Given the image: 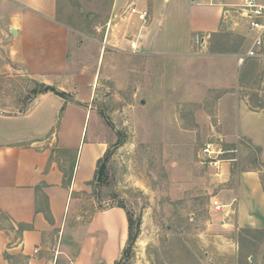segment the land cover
Returning a JSON list of instances; mask_svg holds the SVG:
<instances>
[{
    "label": "rangeland",
    "instance_id": "374dc122",
    "mask_svg": "<svg viewBox=\"0 0 264 264\" xmlns=\"http://www.w3.org/2000/svg\"><path fill=\"white\" fill-rule=\"evenodd\" d=\"M112 1L61 6L78 31L70 55L89 80L80 92L89 110L84 141L107 144L102 179L77 195L78 216L126 211L132 240L116 264H264V216L241 226L234 199L243 173H258L264 190L262 152L236 132L241 101L264 110V57L238 64L254 33L231 6L219 32L177 48L168 44L171 21L185 0H155L157 47L132 34L135 17L110 22ZM40 89L25 71L0 77V109L24 111ZM208 142L228 152L220 170L201 155ZM216 202L228 207L218 211Z\"/></svg>",
    "mask_w": 264,
    "mask_h": 264
},
{
    "label": "crops",
    "instance_id": "0c3cea01",
    "mask_svg": "<svg viewBox=\"0 0 264 264\" xmlns=\"http://www.w3.org/2000/svg\"><path fill=\"white\" fill-rule=\"evenodd\" d=\"M68 1L0 0V77L25 71L39 84L75 93L69 99L52 92L37 95L18 113L0 109V264H116L129 241L124 209H97L86 222L78 216L77 195L91 187L107 144L84 141L89 110L80 92L89 80L70 55L78 49V31L61 14ZM153 1L113 0L110 22L135 17L132 34H140L144 44L162 46L153 35L160 20ZM157 2L167 5L171 0ZM185 4L171 21L168 44L177 48H188L197 36L219 32L226 23L225 12L238 2ZM133 6L148 11L151 25L142 26L131 13ZM236 114L237 135L259 148L264 159V110L253 111L241 101ZM234 199L241 226L261 223L264 190L258 173L238 178Z\"/></svg>",
    "mask_w": 264,
    "mask_h": 264
},
{
    "label": "built area",
    "instance_id": "2783aa9c",
    "mask_svg": "<svg viewBox=\"0 0 264 264\" xmlns=\"http://www.w3.org/2000/svg\"><path fill=\"white\" fill-rule=\"evenodd\" d=\"M233 8L237 9L236 12L241 14L245 19L249 30L254 33L250 47L238 59L239 66H243L250 59L264 57V2H258L257 0H243ZM131 13L137 16L141 22H147L149 16L147 10H139L136 6H133ZM196 40L197 42L201 41V37L197 36ZM133 47H135V45H133ZM235 152L236 151H233L232 153ZM227 153L228 152L225 151L221 145L215 142L206 143L201 150V155L205 162L215 170H220L223 167V164L227 162L224 159V155ZM215 205L218 211H222V209L228 207L226 205H220L219 202H216Z\"/></svg>",
    "mask_w": 264,
    "mask_h": 264
},
{
    "label": "trees",
    "instance_id": "16d2710c",
    "mask_svg": "<svg viewBox=\"0 0 264 264\" xmlns=\"http://www.w3.org/2000/svg\"><path fill=\"white\" fill-rule=\"evenodd\" d=\"M38 85L41 87V89L35 92L36 96L40 95V94H43V93L52 92V93H54V94H56V95H58V96H60V97H62L64 99H69L70 98V96L66 92L59 91V90H57L56 88H54L52 86H48V85H45V84H39V83H38ZM103 174H104V166H103V164H102V162L100 160L99 164H98V168H97V172H96V176H95L94 181L95 182L96 181H100L102 179V177H103ZM92 183H91V185H92ZM128 220H129V231H130L129 232L130 234H129V241L128 242H130L132 240L131 239V228L132 227H131V221H130L129 217H128ZM126 251H127V249L125 250L124 255L126 254Z\"/></svg>",
    "mask_w": 264,
    "mask_h": 264
},
{
    "label": "water",
    "instance_id": "95a60500",
    "mask_svg": "<svg viewBox=\"0 0 264 264\" xmlns=\"http://www.w3.org/2000/svg\"><path fill=\"white\" fill-rule=\"evenodd\" d=\"M13 33H14V34H16V31H15V30H13Z\"/></svg>",
    "mask_w": 264,
    "mask_h": 264
}]
</instances>
